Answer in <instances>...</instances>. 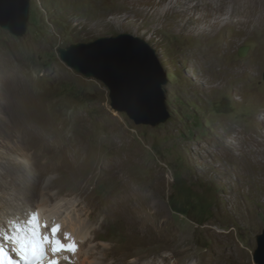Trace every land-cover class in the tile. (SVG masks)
<instances>
[{"label":"rangeland","instance_id":"374dc122","mask_svg":"<svg viewBox=\"0 0 264 264\" xmlns=\"http://www.w3.org/2000/svg\"><path fill=\"white\" fill-rule=\"evenodd\" d=\"M211 1L31 0L23 37L0 27L3 246L18 251L10 237L19 230L31 235L34 223L38 239L55 241L54 230L61 232L73 218L92 229L91 245L98 248L150 251L149 259L168 257L164 264H207L199 253L212 256L216 248L219 264H256L264 231V1L243 25L237 13L217 20ZM120 34L154 48L167 78L172 117L165 124L136 125L112 109L104 83L61 59V48ZM19 79L28 89L21 103L13 94ZM24 120L36 135H46L50 151L28 139ZM51 124L65 130L56 135ZM66 148L76 153L71 159L79 170L46 173L31 201L41 165L61 164ZM105 160L123 169L109 174L100 165ZM80 180L89 182L83 196L77 195ZM129 181L167 206L170 230L187 238L188 250L170 239L157 242L147 228L136 231L120 218L103 221L102 201ZM213 230L220 233L217 243Z\"/></svg>","mask_w":264,"mask_h":264},{"label":"bare ground","instance_id":"6f19581e","mask_svg":"<svg viewBox=\"0 0 264 264\" xmlns=\"http://www.w3.org/2000/svg\"><path fill=\"white\" fill-rule=\"evenodd\" d=\"M211 2V4H214V14L217 20L221 19L218 17V15L228 14L230 12L231 15H235V13H237L238 17L236 23L237 25H243L247 23L249 17H253V12L257 9V4L259 1L212 0ZM231 3H233L236 7L231 8L229 6V4ZM27 90L28 89L26 83L23 80L19 79L18 84L16 85V90L13 92V94L19 93L21 96L17 97V102L21 103V99L26 96ZM75 120L77 119L75 118ZM46 123H44V125ZM22 125L25 126L24 129L26 128V130L32 132V137H28V139L32 141L40 140V142H43L42 148L45 150V152L50 151L48 150V148L51 147L49 146V144L45 143L46 135H36L35 126L29 121L24 120ZM50 129L57 135L58 133L63 132V130H65V127L63 126L58 128L54 124H51ZM72 155H76V153H73L72 149L66 148L65 151H61V164H52L51 162H46L41 165L39 171L40 173L38 175H35L36 180L33 182L32 190L29 193L31 201L35 200L34 192L35 188L38 185V181L42 179L46 173L62 167L71 170H79L75 165V162L71 159ZM39 165L40 164L38 163V166ZM100 165L101 168H105V170L109 174L119 173L124 166H122L121 163H113L112 161L108 162L106 160L103 161V163H101ZM24 169L21 168L19 174H21V172H23L22 170ZM53 185L54 184L51 183L48 187L51 188L53 187ZM88 185L89 182L85 184L80 180L78 183L77 195L83 196L87 194ZM80 205L76 204V207ZM101 205V213L104 214L103 221L107 220L110 217L120 218L128 228H133L136 231L140 232L143 230V228H147L150 235L155 240H157V242H164L170 239L173 242H179L178 246L181 244L182 246L186 245V248H184V250L189 249L187 246V238L182 236L183 234L180 235L170 230V223L166 219L167 206L161 201L153 202L149 198L145 197L143 194H141L140 190L135 187L130 181L124 183L121 187L115 189L114 191H111V193L107 197H105L104 201H102ZM2 210L6 212V209L4 207H2ZM103 221L100 223L101 225L104 224ZM162 222L166 224L164 229L165 231L158 229L160 223ZM61 228H63L61 232L59 231L55 233L54 240L56 241L57 239H59L64 245H73L72 250H65L59 253H54L52 251V248L55 241H41L47 255H50L52 257L58 256L61 258L62 262L60 264H68V262L71 264H164V262H169L168 257L165 256L162 257V260H160L159 258L156 260L153 258L149 259L154 254L150 251L136 252L132 250L114 252L110 247L107 246L103 248L92 246L91 243L93 241V238L90 236L92 229L90 227H87L85 223L80 222L77 219L71 218L70 221L67 224L63 225V227ZM211 235L214 237V239H216L215 242L217 243L220 237V233L216 230H213L211 231ZM2 240H4V238L0 237V246L3 245L1 243ZM166 245L173 248L172 244ZM81 256H86L87 258L81 260ZM90 258H95L97 259V261L94 262L92 260H86ZM199 258L201 259L202 263L219 264V252L216 250V248L214 249L212 256H209L207 253H199ZM174 264H180V262Z\"/></svg>","mask_w":264,"mask_h":264},{"label":"water","instance_id":"95a60500","mask_svg":"<svg viewBox=\"0 0 264 264\" xmlns=\"http://www.w3.org/2000/svg\"><path fill=\"white\" fill-rule=\"evenodd\" d=\"M31 0H0V27L16 37L27 33ZM61 59L86 78L109 89L111 107L126 113L136 125L159 126L170 120L163 86L167 78L155 59V50L131 34L106 36L60 49ZM256 264H264V231L258 236Z\"/></svg>","mask_w":264,"mask_h":264},{"label":"snow or ice","instance_id":"6c2138e0","mask_svg":"<svg viewBox=\"0 0 264 264\" xmlns=\"http://www.w3.org/2000/svg\"><path fill=\"white\" fill-rule=\"evenodd\" d=\"M46 227V225H45ZM55 233L58 231L54 230ZM23 230H19L18 234L14 237H10L11 240L17 245L18 250L23 257L24 264H43L44 256L46 255V251L42 245L39 236V224L34 223L33 227L30 229L31 235L20 234ZM45 241H48V237H44ZM73 245H64L59 239H57L53 243L52 251L54 253H59L65 250H72ZM2 255V253H0ZM0 264H4L2 260H0ZM48 264H59L58 260H49Z\"/></svg>","mask_w":264,"mask_h":264}]
</instances>
